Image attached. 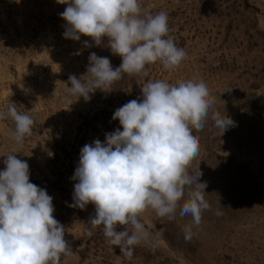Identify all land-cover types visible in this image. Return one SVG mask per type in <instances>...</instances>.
Segmentation results:
<instances>
[{
  "label": "rangeland",
  "instance_id": "obj_1",
  "mask_svg": "<svg viewBox=\"0 0 264 264\" xmlns=\"http://www.w3.org/2000/svg\"><path fill=\"white\" fill-rule=\"evenodd\" d=\"M139 3L142 15L167 13L169 36L186 58L173 70L156 62L140 74H122L108 92L97 90L86 101L68 92V77L86 73L92 52L119 67L121 58L111 53L107 38L98 47L85 36L65 39L60 13L67 5L58 0H0V113L13 103L34 121L32 134L17 149L10 134L14 122L0 120V171L6 155L16 154L27 161L30 182L53 197V215L72 250L61 264H264V0ZM194 77L206 82L215 99L203 129L193 130L199 153L188 169L191 175L197 167L202 172L210 208L202 211L190 240L184 227L191 216L177 211L169 220L145 211L140 219L152 243L135 246L129 260L107 243L103 226L88 224L94 205L69 206L80 150L120 127L112 120L114 111L142 98L145 83L178 85ZM212 111L225 113L236 126L222 133ZM187 195L186 188L183 200Z\"/></svg>",
  "mask_w": 264,
  "mask_h": 264
},
{
  "label": "clouds",
  "instance_id": "obj_2",
  "mask_svg": "<svg viewBox=\"0 0 264 264\" xmlns=\"http://www.w3.org/2000/svg\"><path fill=\"white\" fill-rule=\"evenodd\" d=\"M58 3L67 5L60 13L66 24L65 39L79 41L85 36L98 47L107 38L111 53L121 58L120 66L113 68L108 57L90 53L86 73L68 77V92L77 99L87 101L97 90L108 92L122 74H140L147 64L160 62L164 69L173 70L186 58V52L169 36L167 13L142 15L139 0ZM84 45L92 46L88 41ZM141 94L142 98L114 111L112 120L119 121V128L106 133L103 142L96 139L80 150L69 205L80 210L94 205L95 214L88 224L93 229L103 226L107 243L129 260L135 246L152 243L140 219L145 211L154 210L169 220L175 219L177 211L182 217L191 216L192 223L184 227L185 240H190L192 227L200 225L202 211L210 208L205 200L207 185L200 182L202 172L197 167L191 175L188 170L199 153L193 130L203 129L215 103L206 82L195 77L178 85L149 81ZM7 118L14 122L10 134L18 149L32 134L34 121L13 103L7 113H0V120ZM211 119L222 133L236 126L218 111L211 112ZM3 163L0 264H61L62 255H71L72 250L64 238V226L53 215V197L30 182L27 161L10 153ZM186 188L188 195L183 200ZM118 227L122 230L117 231ZM92 234L86 230V235Z\"/></svg>",
  "mask_w": 264,
  "mask_h": 264
}]
</instances>
